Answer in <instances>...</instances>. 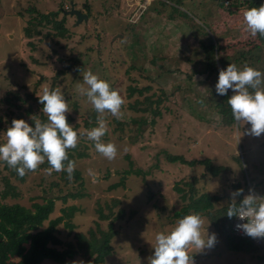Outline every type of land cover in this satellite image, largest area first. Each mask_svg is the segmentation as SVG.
I'll return each instance as SVG.
<instances>
[{"label":"rangeland","instance_id":"rangeland-1","mask_svg":"<svg viewBox=\"0 0 264 264\" xmlns=\"http://www.w3.org/2000/svg\"><path fill=\"white\" fill-rule=\"evenodd\" d=\"M63 1L66 9L70 5L69 10L74 6L86 13L83 6L86 0ZM88 1L93 4L94 10L87 20L79 23L73 14L67 12V25L73 32L71 38L60 42L53 38L39 41L42 35H38L32 38L37 43V47L32 48L24 30L29 18L27 7L36 4L42 11H62V0H0V97L10 89L33 91L36 84H39L36 95L42 94V84L51 89L52 83L55 84L53 76L57 70L71 64L70 71L59 75L57 82L68 102L69 112L66 115L72 114L77 119L82 115L87 117L92 112L93 107L86 96L76 91V85L82 83L80 69L85 68L98 74L119 91L124 100L120 119L130 120L137 116L129 107L137 95L129 97L128 87L150 84L147 75L156 76L162 71L160 65L165 64L164 68L179 69L181 72L163 78L166 80L163 81L164 88L173 95L171 101L166 102L173 112L165 113L153 127L147 125V131L137 142L132 141L128 135L120 138L119 132L115 131L114 117L106 113L108 139L103 137V140L114 143L118 154L114 160L109 161L95 151L92 142L83 139L90 154L78 159L75 168L84 177L85 197H69V193L77 191L75 187L78 182H72L73 177L70 183H65L61 172L48 174L42 169L28 174L24 182L12 178L20 195L6 199L0 196V202H19L31 207L35 202H45V198L52 197L56 202L52 219L63 215V208L76 205L78 210L74 217L64 218L57 226V235L62 240L76 244L77 233L88 234L90 229L97 230L98 225L102 229L107 228L108 220L99 218L98 204L101 203L105 212H108L107 203L112 204V199L120 198L122 204L113 209L117 212L124 208L126 214L115 223L117 234L112 241L114 252L108 257L107 264H149V257L154 254L152 244L155 243V235L170 230L177 220L173 217L174 213L187 203L174 188L181 180L197 176L201 180L198 183L200 192L224 195L217 204L218 208L227 202L228 197L231 198L236 181L245 188V195L250 189L259 196L264 193V134L259 137L249 135L251 124L243 122L239 127L217 128L213 121L206 122L194 116L183 99L178 101L184 95L191 103L199 105L198 97L202 96L208 108L216 95L220 97L217 92H212L216 91V74L210 77L195 74L192 79L185 78L194 70L205 68L200 42L193 36L190 25L183 24L179 19H169L166 10L160 14L152 10L155 6L163 9L160 4H154L156 0ZM227 1L223 8L219 7L216 0H193L195 5L187 2L184 4V9L194 17V23L203 24L222 45L219 69H226L231 64L223 62L222 56L232 55L242 49L259 51L256 49L257 40L246 30L243 22L242 10L247 6H234L235 13L231 14L227 11ZM47 30L45 28L43 32ZM117 38L125 41L117 42ZM131 41L136 42L135 48L126 46ZM54 49L58 52L55 53ZM156 55L162 58L152 63ZM59 57L66 61H60ZM72 57L74 60L70 61ZM154 86V90H158L157 82ZM33 102L29 100L22 110ZM6 106L0 105V113H4ZM162 150L184 154L189 159L212 157L217 164L232 167V171L213 177L202 165L168 162ZM155 161L159 166L151 170ZM130 168L132 170L126 173ZM139 170L145 175L137 174ZM107 172H110L108 178L105 177ZM143 176L156 194L152 200L148 198ZM121 178L125 179L123 185L111 187L120 182ZM52 181H59L63 192L58 187L52 188ZM260 181H263L262 185H259ZM4 188L5 182L0 174V192ZM63 196H68L66 201ZM133 210L135 214L129 218ZM203 220L202 233L205 237L207 232L209 235L215 233L216 242L212 248L203 251L189 249L194 264H264V261L259 260L264 249L252 252L231 250L225 245L219 229L211 219L203 217ZM68 221L74 224L73 230L67 225ZM47 225L48 221L44 227ZM79 260L91 264L83 251L71 259V264Z\"/></svg>","mask_w":264,"mask_h":264},{"label":"trees","instance_id":"trees-1","mask_svg":"<svg viewBox=\"0 0 264 264\" xmlns=\"http://www.w3.org/2000/svg\"><path fill=\"white\" fill-rule=\"evenodd\" d=\"M225 1L227 0H216V3L219 4L220 8H223ZM228 1L227 11L231 14L235 13V10H233L234 6L237 8L247 6L246 9H248L251 7H259L264 4V0ZM185 2L195 5L193 0H156L154 4H160L163 9L156 6L151 9L157 11L158 14L166 10L169 19H179L183 24L190 25V30L194 32L193 36L198 38L200 42L205 68L194 70L193 73L187 74L185 78L192 79L195 74H206L207 77L216 74L217 77H219V53L223 47L203 24L194 23V17L184 9ZM196 3L198 5L202 4L201 2ZM83 6L90 18L94 10L93 4L86 0ZM61 9L63 12L42 11L36 4H30L29 7H27L29 18L26 20L27 26L24 30L32 48L37 47V43H35V40L32 38L38 35H42L39 41H42L44 38H53L56 39V42H60L62 39L72 37L73 32L67 25V12H69L70 5H68L66 9L65 2L62 0ZM21 14L24 17V13L21 12ZM73 16L76 17L74 14ZM131 27L133 28V26ZM45 28H48V30L43 32ZM85 36L86 35H84V37ZM255 40H257L256 49L259 51L242 49L239 52L235 51L232 55L222 56L221 60L225 63H234L238 67L248 64L264 73V37L257 34ZM116 41L123 42L125 40L117 38ZM126 46L135 48L136 42L131 41ZM54 52L57 53L58 51L54 49ZM160 58H162L160 55H156L152 63H157ZM59 60L62 62L66 61L63 57H59ZM69 60L72 61L74 58L72 57ZM36 62H38V60ZM164 66L166 67L165 64L160 65L162 71L156 76L147 75V78L151 81L150 84L145 86L135 84L128 87L129 97L132 98L137 95L129 104L130 109H132L137 116L130 120L116 119L114 117L115 131L119 132L120 138L128 135L132 141L137 142L147 131V125L153 127L158 119L163 117L165 113L173 112V109L166 103L167 101H171L173 95L172 93H168L167 89L164 88L165 83L163 81L166 82V80L163 78L167 79L170 75L181 72L179 69L164 68ZM70 67H72L71 64L64 66L63 69L57 70L56 74L53 76V82L55 84L52 83L51 89L58 87L57 82L59 81V75L69 72ZM133 67L136 68V65H133ZM155 82L159 84L158 90H154ZM38 87L39 84H36L35 89L28 92L10 89L6 91L4 96L0 97V105H7V109L4 113H0V143L5 141V132L11 125L13 119H24L33 126L34 122L31 119L33 116H37V118L41 119L43 122L47 121V117L42 112L43 105L39 103L38 96L36 95ZM184 90H186V88H184ZM146 92L148 93L146 94ZM212 92L215 94L216 91ZM184 93L183 91V94ZM231 95H233L231 89H229L226 96L220 95V97H218L216 95L215 99L210 101L211 103L208 108L202 96L198 97L199 105H194L184 95L180 97L178 101L180 102V99H183L187 109H189L194 116L206 122L213 121L217 128H233L235 126L239 127L240 124L237 125L235 122L231 108L227 104V100ZM29 100H33L34 102L29 103V106L22 110L23 105L28 103ZM97 115V112L93 108L92 112H90L87 117L82 115L80 118L76 119L72 114H69L67 115V119L69 124H71L74 130L78 132V135H80L92 127L98 126L96 123ZM84 138L85 136L80 135L78 146L75 149L68 150L69 159L74 160L75 164L78 162V159L88 157L90 154L88 146L83 141ZM104 138L108 139V136L105 135ZM161 152L168 162H179L189 166L202 165L213 177L220 176L224 172L227 173L232 171V167L229 165L217 164L212 157L189 159L184 154H174L167 150H162ZM128 158L130 157L128 156ZM130 164L133 166L132 160ZM0 165L3 167L1 168L0 166V174L5 182V188L0 192V196H2L3 199L19 196L20 192L17 190V186L12 183V178L24 182L28 174L32 172H27L24 177H20L17 172L8 167L5 162L0 161ZM158 166L159 163L155 161V163L151 165V170ZM48 167L50 166L47 161H45L36 171L47 169ZM130 170L132 169L130 168L125 172L128 173ZM136 172L137 174L142 173L145 175L142 170ZM109 174L110 172H107L105 177L108 178ZM192 176V179L181 180L174 186L175 190L181 193V198L187 200V203L180 210H177L173 217L175 219H180L192 211L199 212L202 217L210 218L215 226H217L225 245L228 246L229 249L243 252L258 251L261 247L256 245L251 238L238 237L233 233L232 225L235 216L229 218L226 215L227 207L232 199L228 197L227 202L221 204L218 208L217 204L224 198V195L211 193L209 191L200 192L198 183L201 180L197 176ZM72 177V182H78V186L75 187L77 191L69 193V197L73 199L85 197L87 193L85 192V180L81 171L75 168ZM61 178L65 183L71 182L66 171L61 172ZM142 180L146 184L148 198L152 200L156 194L148 184L145 176L142 177ZM124 182L125 179L121 178L120 182L114 183L111 187H118L123 185ZM262 184L263 181H260L259 185ZM60 185L59 181H52L51 183L52 188L58 187L59 191L63 192ZM233 186L235 191L239 189L244 190V194L236 198V202L239 204L243 200L246 190L237 181ZM261 196H264V193H262ZM67 198L68 196H63L64 201H66ZM45 199V202H35L31 207L19 202L10 203L5 200L0 202V264H71V259L81 251H83L84 256H87L91 264H107L108 257L114 252L112 241L117 234L115 223L118 219L124 218L126 214L124 208H120L117 212L113 209L114 206L122 204V200L120 198H114L112 199V204L107 203L108 212H105L104 207L99 203L97 207L99 218L101 220H108L107 228L102 229L100 225H98L97 230L90 229L88 234L83 232L77 233L75 236L76 244H74L73 241H64L57 235V226L64 218H73L78 207L76 205L67 206L62 209L63 215L52 219L51 214L55 210V199L52 197ZM134 214L135 211H131L129 218ZM46 221H48V225L44 227ZM67 225L73 230L74 224L71 221H68ZM259 260L264 261V252L259 256Z\"/></svg>","mask_w":264,"mask_h":264},{"label":"clouds","instance_id":"clouds-1","mask_svg":"<svg viewBox=\"0 0 264 264\" xmlns=\"http://www.w3.org/2000/svg\"><path fill=\"white\" fill-rule=\"evenodd\" d=\"M243 22L252 37L259 34L264 37V4L259 7L243 9ZM82 83L76 85V91L86 96L88 103L97 112V125L80 135L92 142L95 151L109 161L117 157V146L105 142L103 137L108 132L105 114L119 119L122 115L123 97L113 89L110 83L101 79L91 70L80 69ZM218 95L226 96L232 90L227 104L230 106L237 125L241 122L251 124L248 134L259 137L264 134V73L244 64L238 67L231 63L226 69L219 71L216 84ZM39 103L43 105L42 112L47 117L43 122L37 116L31 117L34 126L24 119H13L5 132L6 139L0 143V161L14 169L20 177L27 172H34L47 161L45 171H66L69 178L75 170L74 160L68 156L69 149L78 146L80 135L69 124L66 113L69 112L68 102L59 87L50 89L42 84V94H37ZM244 194L243 189L231 193V203L227 207L229 218L238 217L245 223L236 227L252 238H264V196H259L251 189L243 200L237 204L236 197ZM204 220L199 212L192 211L177 219L170 229L155 235L152 244L154 254L149 257V264H194L189 249L203 251L212 248L216 242L215 233L206 237L202 233ZM72 264H85L83 260Z\"/></svg>","mask_w":264,"mask_h":264},{"label":"built area","instance_id":"built-area-1","mask_svg":"<svg viewBox=\"0 0 264 264\" xmlns=\"http://www.w3.org/2000/svg\"><path fill=\"white\" fill-rule=\"evenodd\" d=\"M229 1H227V3H228ZM245 222H247V221H241L238 217H235V219H234V222H233V225H232V231H233V233L236 235V236H238V237H244V238H248L249 236H247L246 234H244L241 230H239L237 227H236V225L238 224V223H245ZM249 238H251L252 239V241L256 244V245H258L259 247H261V248H264V238H252V237H249Z\"/></svg>","mask_w":264,"mask_h":264},{"label":"water","instance_id":"water-1","mask_svg":"<svg viewBox=\"0 0 264 264\" xmlns=\"http://www.w3.org/2000/svg\"><path fill=\"white\" fill-rule=\"evenodd\" d=\"M70 14H74L77 17V21L80 23L83 20H87L89 16L86 13H83L81 10L76 9L74 6L69 10Z\"/></svg>","mask_w":264,"mask_h":264}]
</instances>
